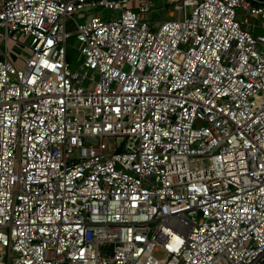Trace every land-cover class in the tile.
<instances>
[{
    "label": "built area",
    "instance_id": "built-area-1",
    "mask_svg": "<svg viewBox=\"0 0 264 264\" xmlns=\"http://www.w3.org/2000/svg\"><path fill=\"white\" fill-rule=\"evenodd\" d=\"M263 28L264 0H0V264H264Z\"/></svg>",
    "mask_w": 264,
    "mask_h": 264
},
{
    "label": "rangeland",
    "instance_id": "rangeland-1",
    "mask_svg": "<svg viewBox=\"0 0 264 264\" xmlns=\"http://www.w3.org/2000/svg\"><path fill=\"white\" fill-rule=\"evenodd\" d=\"M87 12H88L87 10H84L82 13L78 12V14H76V16L79 17V15H80L82 20H86V18L88 17V16H86ZM109 14L118 15L117 12H114V11H111V10H108V9L103 11V16L104 17H108ZM168 18H169L168 10H165L164 12H162L160 14L159 13H155V14H151L149 16L150 20L158 22V23H160L161 20H163V19L166 20ZM259 35H264V28L261 29V31H259ZM20 39L24 43H27L29 41V38L28 37H24V36H21ZM70 42L73 43L75 47L73 46L74 48L73 47H69L68 48V55L70 56V58H72V68L73 69H78L80 64H81V62H82V55L80 54V51H79V49L81 47V44L77 40H75L73 38L70 40ZM15 47L19 51L22 50V46H20V45H15ZM24 59H25L24 57L21 58L22 61ZM0 255L2 256V258L5 261L7 260V253H6L5 249H3V251L0 252Z\"/></svg>",
    "mask_w": 264,
    "mask_h": 264
}]
</instances>
